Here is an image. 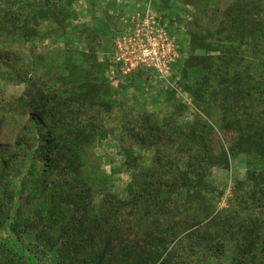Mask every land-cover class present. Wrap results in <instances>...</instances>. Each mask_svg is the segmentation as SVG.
Masks as SVG:
<instances>
[{"label": "trees", "instance_id": "trees-1", "mask_svg": "<svg viewBox=\"0 0 264 264\" xmlns=\"http://www.w3.org/2000/svg\"><path fill=\"white\" fill-rule=\"evenodd\" d=\"M73 1L0 0V42L30 43L45 21L66 31ZM170 1L161 0L165 7ZM179 1L198 9L203 4L204 12L214 6L216 29L189 32L190 51L180 80L202 109L206 94L218 102L222 125L217 131L200 119L176 127L174 118L161 124L148 112L123 114L120 141L128 166L139 165L135 147L153 151L154 164L134 174L128 199L107 192L98 212L93 209L96 188L81 181L79 171L88 148L111 132L106 120L115 107L107 77L112 62L100 61L90 44L87 53H80L81 63L66 56L53 75L28 78L17 58L0 48V75L6 68L7 77L26 84L11 111L27 117L16 148L3 150L7 159L2 163L11 170L29 159L43 163L53 177L44 189L51 191L48 197L55 207L50 225L41 216L24 221L19 205L23 190L10 182L0 188V231L9 238L0 236V264H41L37 252L24 245L26 235L34 232L37 248L44 249L50 264H193L200 250L206 256H224L227 240L233 242L228 264H264V169L249 173L251 200L238 184L239 208L229 215L209 217L200 226L210 213L197 206L218 194L206 180L207 170L230 169L223 143L233 155L264 159V82L256 89L252 76L222 75L232 63L243 64L244 57L237 54L243 46L254 45L258 53L257 43L264 39V0H230L222 7L213 5L215 0ZM219 54L226 56L221 66L214 61ZM214 77L222 82L220 89L210 87ZM167 94L176 97L171 89ZM180 104L175 111L184 107ZM4 124L0 118V130ZM195 207L200 220L188 215Z\"/></svg>", "mask_w": 264, "mask_h": 264}, {"label": "rangeland", "instance_id": "rangeland-1", "mask_svg": "<svg viewBox=\"0 0 264 264\" xmlns=\"http://www.w3.org/2000/svg\"><path fill=\"white\" fill-rule=\"evenodd\" d=\"M229 1L215 0L213 5L222 7ZM199 7L200 9L186 6L179 0H171L167 7L162 5L161 0H74L69 9L71 18L66 31H61L56 25L45 21L40 27V35L30 43H24L17 39H11L7 43L0 42V48L17 58L18 66L22 67L28 78L35 76L47 78L53 75L59 68L58 64L66 56H71L73 60L81 63L80 53H87L90 44L95 46L100 61L110 60L112 62L107 77L114 90L112 99L115 102V107L111 116L106 120V127L111 132L107 139L97 141L88 148L83 159V167L79 171L80 180L96 188L93 202L95 212L99 211L107 192L120 200L128 199L131 189L135 186L134 174L141 169H150L154 164L153 151L135 147V155L141 157L139 162L137 161L139 165L133 168L128 166L120 141L123 114L132 113L135 115L148 112L153 114L161 124L168 123L169 119L174 118L176 127L193 125L201 119L203 122H209L215 130L219 131V126L223 122L220 118L222 114L218 102L212 96L206 94L204 103H201L202 109L194 103L193 97L183 88L185 97L190 100L189 103L181 96H169L167 94L168 84L157 78V75L148 74L146 70L140 69V71L143 70L141 71L142 75L131 80L128 79L129 76H119L112 59L117 49L116 42L121 36L122 30L129 29V35L136 31H141V34L145 33L144 26H138L137 18L142 17L149 8L152 14L164 16L162 19L170 22L167 27L169 32L167 43L170 44V51L177 52L175 54H179V56H176L177 63L173 67L177 74L173 71L174 74L168 80L170 83L177 82V87L181 88L184 82L178 81L177 77L181 78V65L190 51L189 32L194 28L216 29V17L211 12L214 6L205 12L201 11L203 4H200ZM106 22L109 25L107 28ZM116 26L117 29H115ZM86 27L91 32H85ZM252 47L254 45L243 46L237 53L238 57H244L243 64L232 63L228 68L222 69V75L232 77L239 73L245 77L252 76L253 85L259 89L260 83L264 82V39L257 43L258 53L254 52ZM225 58V55L219 54L214 61L221 66ZM2 70L3 76L0 75V118H3L5 124L0 130V188L10 182L12 186L23 190V199L20 200L19 205L25 212L21 215V219L25 221L28 216L31 219L41 216L44 224L50 225L52 216H54L52 210L54 211L55 207L52 209V203L48 197L51 191H45L44 182L47 185V182H50L53 177L50 173H46L43 163L29 159L26 162H20L16 170L6 169L2 163L4 156L7 159L3 150L16 148V143L23 132V124L27 119L16 111H11V104L24 94L26 84L17 80L12 81L13 78L6 76V68H2ZM210 87L213 88L212 90L220 89L222 82H219L218 77H214ZM179 103L184 107L180 111H175L174 107ZM219 134L222 138L221 133ZM223 144L228 152L230 169L207 170L206 180L218 194H215L214 198L198 201L197 205L205 210L206 215L208 213L210 215L202 217L200 220L198 218L200 212L196 210L197 206L188 214L190 218L197 216L200 226L206 224L209 217L227 216L231 211L239 208V199L236 197L238 184H243V188L239 192L251 200L252 185L248 181L249 173L255 169H264V159L255 156L233 155L228 151L227 144ZM129 145L131 146V144ZM56 230L59 232V228L56 227ZM0 236L3 239H9L3 231H0ZM24 240V245L28 249L37 252L41 264H50L42 254L44 249L37 248L36 244L39 239L36 232L30 233L29 236L26 235ZM224 244L226 249L224 256L216 257L212 254L206 256L207 252L200 250L195 257H192L193 264H228L232 256L233 242L227 240L224 241Z\"/></svg>", "mask_w": 264, "mask_h": 264}, {"label": "built area", "instance_id": "built-area-1", "mask_svg": "<svg viewBox=\"0 0 264 264\" xmlns=\"http://www.w3.org/2000/svg\"><path fill=\"white\" fill-rule=\"evenodd\" d=\"M142 17L137 18L138 26H144L145 33L136 31L129 35L128 30H122L121 36L116 42V52L112 59L115 62V68L119 76L127 77L137 70H146L148 74L157 75V78L168 84V89L176 92V96H181L187 100L182 88L177 87V82H169V78L177 74L173 68L177 63V52L170 51L168 42L169 32L168 25L170 22L163 20L162 16L151 13L150 9L146 10ZM128 27V26H127ZM168 45V47H167ZM113 71V70H112ZM156 78V77H155ZM178 81L180 78L177 77Z\"/></svg>", "mask_w": 264, "mask_h": 264}]
</instances>
